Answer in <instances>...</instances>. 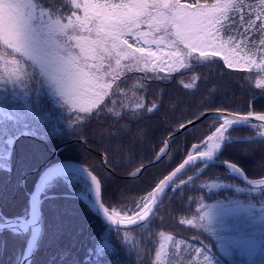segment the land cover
Returning a JSON list of instances; mask_svg holds the SVG:
<instances>
[{"label": "trees", "instance_id": "obj_1", "mask_svg": "<svg viewBox=\"0 0 264 264\" xmlns=\"http://www.w3.org/2000/svg\"><path fill=\"white\" fill-rule=\"evenodd\" d=\"M245 4L256 5L258 0H245ZM243 11L244 19L255 20L257 26L245 34L247 25L241 26L240 14L229 13V18L221 21V39L227 43L231 36L234 41L243 42L246 48L252 45L260 48L264 32L258 27L256 9L246 7ZM214 59L215 62L197 63L191 60L190 69L160 72L159 76L164 78L154 79L153 73L145 78L143 72H130L118 80L119 88H113L101 104L88 112L70 110L62 123L47 122L41 128L34 124L31 128H5L4 138L13 141L11 144L3 142L2 147L9 153V166L0 168V222L28 215L30 193L41 169L67 160L85 165L101 180L106 207L124 208L128 213L195 145L212 134L221 120L209 117L171 139L170 149L160 162L139 177H127L155 160L177 128L209 111L264 113V90L255 85L258 79L246 69L229 68L220 54ZM190 77L196 82L190 81L191 87H185ZM140 98L147 107L155 102L159 110L134 111L135 102ZM70 120L72 125L68 126ZM254 126L239 124L229 129L226 132L229 139L218 155V159L236 164L253 180L264 178V138L256 136L259 133ZM70 140L76 141L63 145L55 153ZM204 166L202 162L192 164L171 184L148 222L155 219L162 225L157 224V233L152 236V232L147 233L153 240L146 251L144 246L133 244L146 233L134 238L128 236L129 243L123 240L125 233L138 234L143 226L132 230L108 226L77 196L88 191V182L74 172L57 175L42 193L44 232L31 264H204L206 255H210L212 264H224L202 237L181 222L192 218L200 203L230 193L227 188L212 189L214 181L248 186L223 165ZM190 177L193 179L185 182ZM252 191L249 194L254 199L264 200V188ZM249 194L242 196L251 198ZM28 238V234L0 231V264H19Z\"/></svg>", "mask_w": 264, "mask_h": 264}, {"label": "snow or ice", "instance_id": "obj_2", "mask_svg": "<svg viewBox=\"0 0 264 264\" xmlns=\"http://www.w3.org/2000/svg\"><path fill=\"white\" fill-rule=\"evenodd\" d=\"M68 4L73 11L65 16L63 9L56 5L39 7L37 0H0V41L31 62L34 73L44 77L68 105L73 108L78 106L81 112L89 111L80 103L89 94V89H95L90 93V103L92 107H97L108 95L112 83L127 72H143L145 78L148 73H153L154 79L164 78L159 73L165 67L170 72L177 68L187 69L192 67V59L215 62L214 58L223 53L222 58L229 68L235 66L248 72L255 69L264 73V39L259 41L260 48L255 45L246 48L243 42H236L231 36L225 43L219 35L223 27L221 21L227 20L229 13L240 14L241 26L247 25L245 34L257 26L255 20L244 19L243 10L246 7L256 9L255 15L260 21L258 27L264 32V0H258L256 5H246L245 0H217L212 5L196 0L191 3L183 0H68ZM81 11L82 16L78 14ZM145 25L147 31L143 30ZM153 45L157 51L168 47L167 60L164 55L157 56V52L151 50ZM89 60L93 62L91 65ZM34 73L22 72L13 80L30 79ZM0 80L3 78L0 77ZM256 86L264 90V77L256 80ZM158 110L159 105L153 102L151 107H147L143 98L136 100L134 105L136 112ZM200 118L199 115L196 117L197 120ZM253 118L262 122L255 126L262 129L260 136L264 138V113L248 111L246 115H220L221 122L204 141L202 148L196 146V154L189 153L175 171L141 198L134 210L122 216L121 213L126 212L124 208L106 207L100 200L104 215L115 225L123 224L125 220L133 225L147 224L155 214L154 206L175 182L173 178L177 173L186 165L211 159L223 142L229 139L225 135L228 129L237 122L252 121ZM189 123L194 124L195 121ZM228 165L234 171L242 172L236 164ZM140 171L138 168L131 175L135 177ZM92 180L100 197L101 180L95 175H92ZM256 183L264 186V180ZM204 215L209 217L208 224L201 223L200 227L210 231L211 218L207 213ZM123 240L129 243L127 233ZM204 264H212L210 255L205 256Z\"/></svg>", "mask_w": 264, "mask_h": 264}, {"label": "rangeland", "instance_id": "obj_3", "mask_svg": "<svg viewBox=\"0 0 264 264\" xmlns=\"http://www.w3.org/2000/svg\"><path fill=\"white\" fill-rule=\"evenodd\" d=\"M201 1V4L207 5L217 3V0ZM37 4L39 7H55L56 5L59 9L64 10L65 16L70 15L73 11L68 4V0H66L65 3H62V0H37ZM78 14L81 16L83 15L82 11ZM143 30L147 31L146 25L143 26ZM151 50L156 51L157 56L164 55V58L167 60L168 57L166 54L169 51L168 47H162L157 51L156 46L153 45ZM76 51L79 52V49ZM242 54L243 53H241V55ZM220 55L223 57V53H220ZM192 61L197 63L195 59H192ZM127 62L128 61H124L123 63ZM88 63L91 65L93 62L89 60ZM106 66L107 62L105 63V67ZM184 69L186 68H177L171 72ZM85 71L88 70L85 69ZM22 72L34 73L31 62L27 61L23 55L17 53L12 47L5 45L0 41V77L3 78V80H0V168H6L9 166L7 161L9 153L2 148L3 142L11 144L13 141L12 138H4L3 134L5 128L19 126L23 129L25 126H30L29 128H31V124H34L36 127H43L47 122L59 121L62 123L70 110L79 111L78 106L73 108L68 105L63 98L56 93L47 80L38 73H34L32 78H25L23 81L13 80L16 75L22 74ZM162 72L170 73L169 68L167 67H165ZM256 72L257 70L254 69L252 72L248 73L252 77H256L254 79H261L264 77V73L256 75ZM124 75H121V77ZM105 79L108 80L109 78L105 77ZM118 80L112 83V88L109 90L108 95L111 93V90L117 86ZM190 81L191 77L187 81V85H190ZM191 82H196V79H192ZM93 91H95L94 88L89 89V94L85 95L80 101V103L88 107L89 110L95 108L92 107L90 103L92 98L90 93ZM107 96H105L103 100ZM31 111L32 115L30 114ZM71 125L72 120L68 122V126ZM51 127L53 126L51 125ZM254 127L260 134L262 129L256 128V126ZM205 140H207V138ZM6 150H8L7 147ZM194 152H196V150H194ZM191 153H193V151ZM187 181H189V179L185 182ZM213 185L216 186L213 187ZM211 188L219 190L227 188L231 194L228 193L214 201L200 203L198 207H196V213L193 214L192 218L182 220L181 223L189 227L191 231H195L199 237H202L205 244L210 247L214 254H216L224 264H264V200L254 199V197L249 194L253 193V188L249 186L244 187L234 182L214 181ZM243 194H249L251 198H245L242 196ZM80 195H82L83 199L91 205V202H93V190L91 186H89L88 191L85 193L82 192ZM205 213L209 214L211 218V223L208 226L210 231H206L204 228L200 227L201 223L205 225L208 224L209 217L205 216ZM126 214L128 213H121L122 216H125ZM201 217H204L203 220L200 219ZM8 219L13 218H7V220ZM189 220L192 221L191 224L187 223ZM162 221L164 224V219ZM157 224L162 225L160 221L158 222L153 219L152 223L143 225V229L140 233L134 235L130 234L128 236L134 238L139 234L146 233L140 239H136V242L133 243L135 245L144 246V251H146L149 242L153 240L152 237H148L147 233L152 232L151 234L149 233L150 236H152L154 232L157 233L155 231L158 226ZM183 224L181 225L183 226ZM20 227H25V223L20 224ZM35 231L36 228L32 227L28 232L22 233L28 234L29 237L26 250L34 240ZM157 236H159V234H157ZM159 250L157 251L156 256L158 255ZM156 256L155 258H157Z\"/></svg>", "mask_w": 264, "mask_h": 264}, {"label": "water", "instance_id": "obj_4", "mask_svg": "<svg viewBox=\"0 0 264 264\" xmlns=\"http://www.w3.org/2000/svg\"><path fill=\"white\" fill-rule=\"evenodd\" d=\"M217 113H219L220 115H227L230 112H226V111L204 112V113L199 115L201 117L200 119H198V120L196 118L193 119L195 121L194 124L187 122V123L184 124V125H186V127L180 126L179 128H177L174 131V133L168 138L166 147H165V149H163V152H161L159 154V156L153 162L148 163V164L140 167L139 169H141V171L135 177H139L146 169H149V168L155 166L159 161H161L167 155V153H168V151L170 149V140L172 138L184 133L185 131H187V130L193 128V127H195L200 122H202L203 120H205V119H207L209 117H212V116L220 117V115H217ZM239 115H246V114H239ZM249 123L260 124L262 122L256 121L253 118L252 121H241V122H237L235 124H249ZM75 141L76 140H70V141H67V142L63 143L62 145H60L55 150V153L57 151H59L61 146L65 145V144H69V143L75 142ZM201 145L202 144H200L199 146H201ZM220 151H221V149L217 153H215L214 156L211 159H207V160H203V161H196V162H204L206 165L215 164V163L223 165V166H225V167H227L229 169L230 173H232L237 178L242 180L249 187H251L253 189L264 188V186H261L258 183H256V182H258L260 180H252V179H250L247 176V174L245 173V171L243 169H241L239 166H237V167L240 168L242 170V172L234 171L231 167H229L228 163H231V162L217 159V156H218ZM192 154H196V153H192ZM185 159H187V157ZM196 162H194V163H196ZM192 164L186 165L185 168L182 169L180 173H177V176L174 177L173 179L175 180L187 167H189ZM177 167H179V165ZM175 169L173 171H175ZM62 172H76V173H79L80 175H82L87 180V182L89 183V185L91 186V188L93 190V202H91V205L93 206V208H94L95 212L97 213L98 217L105 224H107V225H109L111 227H114V228L124 229V230H126V229H134V228H137V227L141 226L139 223L136 224V225L130 224V223L127 222V220L123 224H120V225H115V224L111 223L106 218V216L104 215L103 211L100 208V200L102 201V191L100 192V197H98L97 193H96V189H95V184L93 183V180H92V175H94V174L89 170V168H87L85 165H83V164H81L79 162H76V161H71V160L57 161V162L51 163L49 165H46L42 169V171L40 172L39 177H38V179H37V181H36V183H35V185L33 187V190L30 193L32 216H30V217L13 218V219H8V220H5L3 222H0V230H7V229H9V230H18L21 233H26L32 227L36 228V234H35L34 240L31 243L30 247L27 249L26 253L24 254V256H23V258H22V260H21V262L19 264H31L32 258H33L34 254H35V252H36V250H37V248H38V246H39V244L41 242V239H42V236H43V230H44V223H43L42 211H41V202H42L41 194H42L43 189L46 186V184L55 175H57L59 173H62ZM171 173H169L168 175H170ZM127 177H133V176L130 174ZM261 180H264V178L261 179ZM167 189L162 194V199L157 202V205L154 206L155 210H156L157 206H159V204L163 200V197L166 194ZM16 222L25 223V227L17 226L15 224Z\"/></svg>", "mask_w": 264, "mask_h": 264}, {"label": "bare ground", "instance_id": "obj_5", "mask_svg": "<svg viewBox=\"0 0 264 264\" xmlns=\"http://www.w3.org/2000/svg\"><path fill=\"white\" fill-rule=\"evenodd\" d=\"M91 207V206H90ZM92 209H93V211L95 212V210H94V208L93 207H91ZM96 213V212H95ZM97 214V213H96ZM126 221V220H125Z\"/></svg>", "mask_w": 264, "mask_h": 264}]
</instances>
